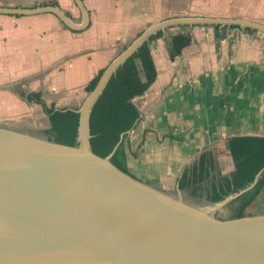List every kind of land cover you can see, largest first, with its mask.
<instances>
[{
    "label": "crops",
    "instance_id": "crops-1",
    "mask_svg": "<svg viewBox=\"0 0 264 264\" xmlns=\"http://www.w3.org/2000/svg\"><path fill=\"white\" fill-rule=\"evenodd\" d=\"M81 1L85 12L75 0H0V8L58 6L68 18L0 13V125L67 137L68 123L80 125L90 83L148 28L217 19L223 22L169 25L152 41L157 79L136 98L142 115L126 138L127 166L208 207L252 188L262 173L233 192L229 141L264 137V0ZM32 93L55 113L30 101ZM234 199L216 214L231 218ZM263 214L264 187L243 216Z\"/></svg>",
    "mask_w": 264,
    "mask_h": 264
},
{
    "label": "water",
    "instance_id": "water-1",
    "mask_svg": "<svg viewBox=\"0 0 264 264\" xmlns=\"http://www.w3.org/2000/svg\"><path fill=\"white\" fill-rule=\"evenodd\" d=\"M0 13L68 21L52 5ZM211 22L223 21L180 18L143 32L90 93L75 144L0 125V264H264V214L215 212L240 193L203 206L122 170L114 152L101 156L91 144L92 108L117 69L158 30Z\"/></svg>",
    "mask_w": 264,
    "mask_h": 264
},
{
    "label": "trees",
    "instance_id": "trees-1",
    "mask_svg": "<svg viewBox=\"0 0 264 264\" xmlns=\"http://www.w3.org/2000/svg\"><path fill=\"white\" fill-rule=\"evenodd\" d=\"M220 26L217 25V28ZM163 30L153 34L131 57H129L112 75L102 94L95 102L90 114L91 144L93 150L101 156H109L114 152L112 161L122 170L129 172L127 166L126 138L141 119V110L136 98L144 95L157 79V69L151 53L153 40L162 37ZM101 72L88 86L92 92L101 76ZM29 100L36 101L44 107L48 115L55 113L41 98L40 93H32ZM79 121L66 126L67 137H61L54 129L45 133L59 142L75 144L78 137ZM229 149L236 161V171L231 175L235 192L255 185L240 194L231 202V218L243 216L245 208L258 196L264 187V137L233 138L229 141ZM205 160H201L204 167ZM201 167V168H202ZM204 177L199 176L197 180ZM183 186V184H182ZM228 195L218 196L215 200L223 201Z\"/></svg>",
    "mask_w": 264,
    "mask_h": 264
},
{
    "label": "rangeland",
    "instance_id": "rangeland-1",
    "mask_svg": "<svg viewBox=\"0 0 264 264\" xmlns=\"http://www.w3.org/2000/svg\"><path fill=\"white\" fill-rule=\"evenodd\" d=\"M33 130V129H32ZM39 134H45V135H47L45 132H39ZM135 173H136V175L137 176H139L140 177V173L138 172V171H135ZM219 216H221V217H225L226 216V214L224 213V212H219V213H217Z\"/></svg>",
    "mask_w": 264,
    "mask_h": 264
},
{
    "label": "bare ground",
    "instance_id": "bare-ground-1",
    "mask_svg": "<svg viewBox=\"0 0 264 264\" xmlns=\"http://www.w3.org/2000/svg\"><path fill=\"white\" fill-rule=\"evenodd\" d=\"M84 134H85V131H84Z\"/></svg>",
    "mask_w": 264,
    "mask_h": 264
}]
</instances>
